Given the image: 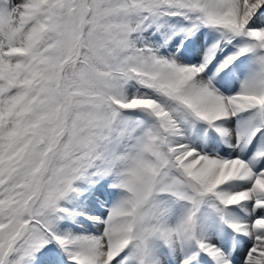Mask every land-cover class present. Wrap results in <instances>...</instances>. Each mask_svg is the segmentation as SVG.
Wrapping results in <instances>:
<instances>
[{
  "label": "snow or ice",
  "instance_id": "1",
  "mask_svg": "<svg viewBox=\"0 0 264 264\" xmlns=\"http://www.w3.org/2000/svg\"><path fill=\"white\" fill-rule=\"evenodd\" d=\"M0 264H264V0H0Z\"/></svg>",
  "mask_w": 264,
  "mask_h": 264
}]
</instances>
